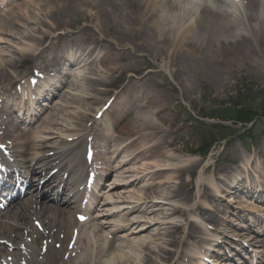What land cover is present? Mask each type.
I'll list each match as a JSON object with an SVG mask.
<instances>
[{
  "label": "bare ground",
  "instance_id": "1",
  "mask_svg": "<svg viewBox=\"0 0 264 264\" xmlns=\"http://www.w3.org/2000/svg\"><path fill=\"white\" fill-rule=\"evenodd\" d=\"M7 1L0 0V4ZM226 6L205 9L199 0H29L0 12V100L8 95L19 96L11 90L23 77L12 71L37 59L40 61L35 65L47 73L46 84L51 90L61 93L62 87H68L61 99L65 106L73 108L59 119L51 118L55 110L52 109L43 118L23 119L21 125L14 124L12 115L16 113L10 111V116L0 123V130H15L11 136L22 142L29 156L28 168L38 180L43 172L50 175L41 188L39 181L35 185L38 205L44 213L41 215L33 209L32 213L43 220V231L30 228L31 234L27 235L24 232L0 235V239L6 240L0 244V264L8 256L12 257L8 263L18 264L23 252L16 250L17 238L29 250L24 255L28 264H196L204 260L208 242L202 238L206 232L201 223L212 222L219 214L227 220V212H234L233 206L219 203L226 196L241 198L242 192L236 187L242 184L241 177H234L229 166L219 169L216 164L214 175L204 177L212 167L206 164L195 182L184 179L186 173L191 178L202 161L162 148L167 142L161 129L162 117L168 105L159 91L149 99L145 96L148 90H143L140 98L146 107L121 109L114 103L103 114L111 117L113 128L121 133L120 138L130 142L122 149L116 144L110 156L104 158L105 164H111L116 155L138 144L124 158L127 159L124 166L134 162L137 172L127 170L123 172L127 177L116 176L112 183L114 188L123 187L118 192L120 201L116 202L123 204L122 210L111 208L104 212L102 206L99 226L85 227V242L80 240L75 244H71L74 234L70 225L77 222L67 219L65 210H60V218L48 214L57 211L56 204L79 201L75 189L86 161L80 158L75 162V154L84 147H80L79 141H88L90 136L91 128L86 126L89 115L100 111L107 101L95 96L97 86L121 82L126 74L138 76L133 85H144L152 79L150 76L162 73L161 68L150 72L154 75L141 76L143 68L136 66L137 52H148L154 59L166 56L168 63H174V74L184 80L189 97L192 92L187 86L191 82L205 74L222 75L221 69L226 63L231 66L241 62L238 66L243 67L249 60L251 69L259 68L260 72V67H264V0H240ZM169 22L173 23L170 27ZM80 33L86 36L79 38ZM22 84L30 88L25 82ZM136 100L134 95L125 104ZM93 103L96 106H91ZM78 146L79 150L74 151ZM263 148L256 150L249 161V156L244 157L240 161L243 164L235 166L240 174L253 175L254 184L248 183L245 193L255 194L261 202L264 191L256 193L250 187L257 190L260 186L257 183L264 184ZM147 153L153 156L147 158ZM55 168L57 172L51 174ZM122 170L123 167L114 172ZM166 173L169 175L163 178ZM222 173L223 178L217 177ZM232 181L235 183L231 187ZM48 182L54 186L48 188ZM55 188L70 192V197L56 195ZM236 200L234 203L241 209L264 211L263 204ZM228 220L241 228V232L257 234L260 240L256 241L257 236L252 235L245 237L243 233L235 235L234 230L222 223L210 227L209 232L240 241L242 237L248 244L263 248L241 257L242 264H257L264 257V230L258 229L261 223L255 219L241 225L234 222V217ZM113 233L123 235L116 241L111 236ZM27 236L31 242L26 240ZM191 238L194 240L190 242ZM43 241L51 242L45 256L40 258L35 243L39 245ZM55 242H59L58 248ZM63 253L68 255L64 257ZM220 258L231 259L226 252H220Z\"/></svg>",
  "mask_w": 264,
  "mask_h": 264
},
{
  "label": "rangeland",
  "instance_id": "2",
  "mask_svg": "<svg viewBox=\"0 0 264 264\" xmlns=\"http://www.w3.org/2000/svg\"><path fill=\"white\" fill-rule=\"evenodd\" d=\"M172 24L169 22L168 26ZM135 55H138L136 66L143 68L140 74L163 69L162 73H150L155 75L150 76L153 79H150L147 85L152 92H161L168 105L161 125L167 140L164 149L170 148L181 155L202 161L191 178H188L189 174L186 173L184 179L195 182L206 164L212 167L204 173V177L214 175L215 164L219 169L229 166L234 170L236 160H240L245 154L252 155L257 148L262 147L264 134L260 132L263 129L261 127L257 131V147L253 149L244 144L240 134L248 125L238 123L234 109H252L259 113L264 111L263 66L259 72V68L257 71L251 69L249 60L243 67L238 66L241 62L231 66L226 63L221 69L222 75L200 74L201 78L191 82L187 86L191 89L189 92H192V97H189L183 85L184 80L174 74V63H168L166 56L154 59L145 51ZM112 83L115 85L118 82ZM156 105L157 103L154 104ZM202 151H209L206 158L199 156L198 152ZM222 175L218 174L217 177ZM194 193H197L196 189Z\"/></svg>",
  "mask_w": 264,
  "mask_h": 264
},
{
  "label": "trees",
  "instance_id": "3",
  "mask_svg": "<svg viewBox=\"0 0 264 264\" xmlns=\"http://www.w3.org/2000/svg\"><path fill=\"white\" fill-rule=\"evenodd\" d=\"M254 115V113H252L251 111L248 110H242V111H238V116L241 118H252V116Z\"/></svg>",
  "mask_w": 264,
  "mask_h": 264
},
{
  "label": "snow or ice",
  "instance_id": "4",
  "mask_svg": "<svg viewBox=\"0 0 264 264\" xmlns=\"http://www.w3.org/2000/svg\"><path fill=\"white\" fill-rule=\"evenodd\" d=\"M4 147L3 145H0V148ZM81 220L86 219L85 217H80Z\"/></svg>",
  "mask_w": 264,
  "mask_h": 264
}]
</instances>
